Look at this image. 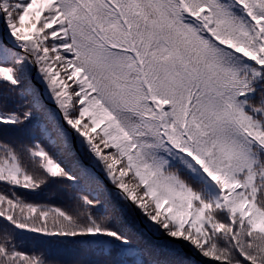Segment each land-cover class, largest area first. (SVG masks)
Instances as JSON below:
<instances>
[{
  "label": "snow or ice",
  "instance_id": "obj_1",
  "mask_svg": "<svg viewBox=\"0 0 264 264\" xmlns=\"http://www.w3.org/2000/svg\"><path fill=\"white\" fill-rule=\"evenodd\" d=\"M0 264H264V0H0Z\"/></svg>",
  "mask_w": 264,
  "mask_h": 264
},
{
  "label": "trees",
  "instance_id": "obj_2",
  "mask_svg": "<svg viewBox=\"0 0 264 264\" xmlns=\"http://www.w3.org/2000/svg\"><path fill=\"white\" fill-rule=\"evenodd\" d=\"M42 198H47V194H45V196L44 197H42ZM24 245H25V247H34L35 246V244H34V242L33 241H31L30 239H28V238H24Z\"/></svg>",
  "mask_w": 264,
  "mask_h": 264
}]
</instances>
